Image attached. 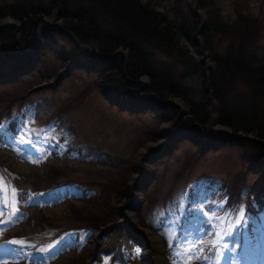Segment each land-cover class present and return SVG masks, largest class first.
Returning a JSON list of instances; mask_svg holds the SVG:
<instances>
[{
  "label": "rangeland",
  "instance_id": "rangeland-1",
  "mask_svg": "<svg viewBox=\"0 0 264 264\" xmlns=\"http://www.w3.org/2000/svg\"><path fill=\"white\" fill-rule=\"evenodd\" d=\"M16 1L47 5L50 2L0 0V6ZM174 1L151 0L156 11L178 25L180 16L172 8ZM185 2L186 10H195L193 16L200 22L205 14L196 7V0ZM213 4L227 23L234 22L239 10L260 21L256 43L258 62L264 65V0H213ZM62 8L61 0L56 1L51 13L42 16V22L51 24L52 20L44 19L53 15V21L60 23ZM4 18L16 20L11 16ZM38 36L35 34L33 45L29 42L20 50L19 64L0 53L4 72L8 73L0 76V91L3 90L0 110L10 103L0 116V264H68L82 249L91 255L95 248L102 254L95 264H109L108 255L120 247L119 232L126 228L132 230L128 237L132 243L129 248L123 246L122 251L130 257L129 264H156L153 256L159 252L167 264H264V182L256 181L246 187L251 192L250 210L246 211L244 192L232 208H225L228 199L225 186L241 169V162L235 146L219 142L217 131L231 132L217 122L211 124L213 116L216 118L213 105L208 107L211 112L208 136L203 137L212 151L206 150L191 161L189 146L184 143L174 146L186 136L187 124L174 130L172 123L160 122L150 111L134 108L130 112L127 109L132 106L124 105L118 109L100 96L92 82L96 76L93 73L79 70L68 75L60 73L56 82L51 76L48 83L31 86L23 99H8L33 83L30 76L24 87L6 84L16 78L14 73L19 65L32 63L34 68L32 47L42 42L39 32ZM193 37L200 42L197 32L186 39L178 38V43L202 61L205 70L211 69L214 62L208 54L200 46L190 44ZM29 48L31 51L24 54ZM225 48V41L217 45L219 52ZM45 64L49 68L57 65L51 56L45 57ZM109 68V64L105 67L99 63L96 69ZM196 79L194 76L185 83L196 85ZM147 80L146 76H140L138 93L145 92ZM171 100L180 113L175 120L186 118L188 106L184 101L178 97ZM158 109L161 107L155 110ZM158 131L162 135L154 138ZM129 164L133 169L126 181L127 201L110 202L120 205L122 215L117 221L90 232L64 227L70 216L69 201L76 207H90L91 197L99 192L101 184L116 180ZM253 168L257 171L264 168V145L261 161ZM44 173L48 175V185L44 184ZM142 180L149 181L146 197ZM134 193L138 195L136 199ZM33 211L45 216V229L24 234L28 232L26 216ZM127 211L132 214V223ZM160 223L165 227V244L154 230ZM138 225L154 231L160 250L150 247ZM206 235H211L205 240L210 243L201 245ZM14 239L24 243H9ZM35 242L39 244L32 248ZM211 247L215 258L209 254Z\"/></svg>",
  "mask_w": 264,
  "mask_h": 264
},
{
  "label": "trees",
  "instance_id": "trees-1",
  "mask_svg": "<svg viewBox=\"0 0 264 264\" xmlns=\"http://www.w3.org/2000/svg\"><path fill=\"white\" fill-rule=\"evenodd\" d=\"M56 1L59 0H50L49 5L16 1L0 6V19L11 16L20 23L16 33L13 25L0 26V53L16 59L20 50L29 42L33 45L36 29L43 21L42 16L51 13ZM185 1L175 0L172 5L180 16L178 25H175L164 13L155 10L151 0H61L63 8L59 12L60 25L46 24L38 28L42 42L32 47L34 68L32 63L19 65L14 73L16 78L6 82L10 87H24L25 79L33 76V83L30 82L19 95L8 99H23L31 86L48 83L51 76L56 82L60 73L68 75L74 70L93 73L96 76L92 82L100 96L118 109L123 107L120 105L125 98L129 102L138 100L127 111L131 112L134 108L140 112L150 111L160 122L172 123L174 130L187 124L184 130L186 136L174 146L181 143L189 146L191 161L200 158L206 150L212 151L203 137L209 132L211 112L208 107L213 105L211 108L219 125L229 128L233 135L242 132L257 139L229 140L223 134L219 135L221 145L236 147L241 162V169L234 173L225 186L228 196L225 208H232L244 192L248 211L252 204L251 192L246 187H251L256 181L264 182V168L253 170L254 165L261 161L263 143L260 141L264 142V65L258 62L256 43L262 24L241 10L234 22L227 23L220 17L213 0H196V7L205 14L200 22H196L193 16L195 10H186ZM197 32L200 42L193 37L190 38V44L200 46L202 52L207 53L214 62L209 70H205L203 62L194 58L185 46L178 43V38L186 39ZM222 41L226 42V48L219 52L217 45ZM76 42L90 50H80ZM118 48L125 50V64L123 54L113 53ZM46 56H51L57 65L47 67ZM109 56L110 68L107 71L97 70L98 64L106 62ZM6 74L0 57V76ZM142 75L147 77L148 82L145 92L140 94L137 88L141 86L138 80ZM194 76L197 78L196 85L185 83ZM145 93H151L156 104L168 102L171 97L182 99L188 106V116L175 120L178 110L172 103L162 105L160 110L151 108L153 96L144 97ZM9 105L7 103L0 110V116ZM161 135L162 132L158 131L154 138ZM132 169L130 164L126 165L116 180L102 183L99 192L91 197L90 207H76L73 201H69L70 216L64 227L75 232H90L117 221L122 215L120 205L114 206L110 202L126 203V181ZM47 178L48 175L44 173V184ZM141 183L146 189V197L149 181ZM45 219L43 214L34 211L27 215L25 223L28 224V232L24 234L43 231ZM204 225L207 227L209 224ZM163 228L164 225L160 223L154 230L165 244ZM104 233L102 236L105 238ZM119 233L121 245L108 255L109 264H129L131 260L124 254L122 247L129 248L132 240L123 231ZM210 237L204 236L201 245H208L210 242L205 240ZM38 244L33 243L32 248ZM209 254L215 258L213 247ZM101 257L99 248H95L91 255L82 249L68 264H95Z\"/></svg>",
  "mask_w": 264,
  "mask_h": 264
},
{
  "label": "water",
  "instance_id": "water-1",
  "mask_svg": "<svg viewBox=\"0 0 264 264\" xmlns=\"http://www.w3.org/2000/svg\"><path fill=\"white\" fill-rule=\"evenodd\" d=\"M57 19V18H56ZM44 20H52V22H49V23H51V24H55V25H60V23L59 22H55V21H53L54 20V16L52 15V16H47V17H45V19ZM6 24H10V25H13L14 27H15V30H14V32L16 33V32H18V30H19V23H18V21H16V20H13V19H11V18H1L0 19V26H2V25H6ZM46 23L45 22H41V23H39V25H38V27H37V29H36V32H35V34L37 35V38L39 37L38 36V28L40 27V26H43V25H45ZM48 24V23H47ZM67 33L71 36V37H73V35L69 32V31H67ZM76 44H77V46H79V48H80V50H83V49H88V50H90V48L89 47H86V46H81L80 44H78L77 42H76ZM31 51V48H29V49H25L23 52H24V54H28V52H30ZM195 51H196V53L198 52V50L197 49H195ZM115 52H119V53H122L123 54V56H124V64L126 63V55H125V53L123 52V51H121V49H116L113 53H115ZM110 57L111 56H109L108 58H107V60H106V62H100V65H105V67H107V65L109 64V61H110ZM198 60V59H197ZM198 61H200V60H198ZM13 62H15V63H17V64H19L20 63V55L16 58V59H14L13 60ZM149 96H153L152 94H149ZM167 103H172V104H176L173 100H171V98L169 99V101L168 102H165V103H163V104H156V99H155V97H153V102H152V108L153 109H157V108H160V107H162V105H166ZM128 106V107H130V106H132L133 104H128L127 103V100H126V98L124 99V101H123V103L120 105V106ZM177 105V104H176ZM178 115H180V113H178L177 114V116ZM212 123H216V118H215V116H213V120L211 121V124ZM223 134L227 139H229V140H231V139H248V140H257V139H255V138H253L252 136H250V135H248V134H245V133H242V132H239V133H237V134H235V135H233V134H231V133H229V132H227V131H225V130H220V131H217V134ZM208 136V135H207ZM207 136H204L205 138L207 137ZM260 142H262L263 143V145H264V142L263 141H260ZM129 205V204H128ZM137 227V226H136ZM137 228H140V229H142L139 225H138V227ZM144 230H147V231H150L151 233H153L156 237H157V235L154 233V231H152V230H150V229H148V228H144ZM129 231H131L132 232V230H128L127 228L126 229H124V232H125V234H126V236L127 237H129ZM158 238V237H157ZM159 239V238H158Z\"/></svg>",
  "mask_w": 264,
  "mask_h": 264
},
{
  "label": "bare ground",
  "instance_id": "bare-ground-1",
  "mask_svg": "<svg viewBox=\"0 0 264 264\" xmlns=\"http://www.w3.org/2000/svg\"><path fill=\"white\" fill-rule=\"evenodd\" d=\"M219 128H222V127H219ZM133 196L136 199L138 195H137V193H134ZM127 216L130 219L129 222L132 223L133 222V218H132V214H131L130 211H127ZM141 232L146 237V240H148L147 242L150 244L151 248L160 250V248H159L160 246H159V243H158V238L153 233H151L150 231L144 230V229H142ZM153 259L156 262V264H167L166 263L167 261H165L164 257L162 256V254L160 252L158 254H155L153 256Z\"/></svg>",
  "mask_w": 264,
  "mask_h": 264
},
{
  "label": "snow or ice",
  "instance_id": "snow-or-ice-1",
  "mask_svg": "<svg viewBox=\"0 0 264 264\" xmlns=\"http://www.w3.org/2000/svg\"><path fill=\"white\" fill-rule=\"evenodd\" d=\"M9 243H13V244H20V245H22L23 243H24V241L23 240H12V241H9ZM44 251H46V249L44 250ZM204 259H207V257H204Z\"/></svg>",
  "mask_w": 264,
  "mask_h": 264
}]
</instances>
